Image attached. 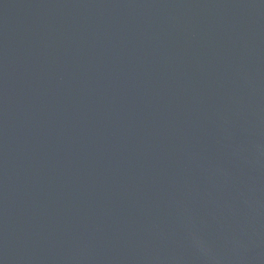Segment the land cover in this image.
<instances>
[{
  "label": "water",
  "instance_id": "1",
  "mask_svg": "<svg viewBox=\"0 0 264 264\" xmlns=\"http://www.w3.org/2000/svg\"><path fill=\"white\" fill-rule=\"evenodd\" d=\"M0 264H264V0H0Z\"/></svg>",
  "mask_w": 264,
  "mask_h": 264
}]
</instances>
